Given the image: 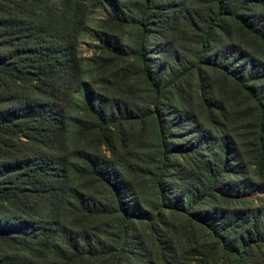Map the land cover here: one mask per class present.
I'll return each instance as SVG.
<instances>
[{
	"label": "trees",
	"instance_id": "trees-1",
	"mask_svg": "<svg viewBox=\"0 0 264 264\" xmlns=\"http://www.w3.org/2000/svg\"><path fill=\"white\" fill-rule=\"evenodd\" d=\"M0 264H264V0H0Z\"/></svg>",
	"mask_w": 264,
	"mask_h": 264
},
{
	"label": "rangeland",
	"instance_id": "rangeland-1",
	"mask_svg": "<svg viewBox=\"0 0 264 264\" xmlns=\"http://www.w3.org/2000/svg\"><path fill=\"white\" fill-rule=\"evenodd\" d=\"M104 16L105 12L103 10H98L92 15L89 21L88 30L80 41V51L85 58L89 57L97 46L94 31L97 24Z\"/></svg>",
	"mask_w": 264,
	"mask_h": 264
}]
</instances>
